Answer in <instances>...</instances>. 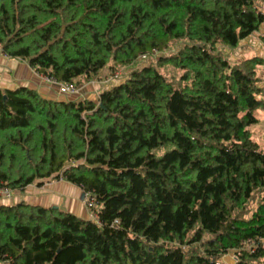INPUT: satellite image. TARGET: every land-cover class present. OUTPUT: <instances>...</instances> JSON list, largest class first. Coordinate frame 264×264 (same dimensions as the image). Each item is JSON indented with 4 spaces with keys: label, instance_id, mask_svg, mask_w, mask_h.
Returning <instances> with one entry per match:
<instances>
[{
    "label": "trees",
    "instance_id": "trees-1",
    "mask_svg": "<svg viewBox=\"0 0 264 264\" xmlns=\"http://www.w3.org/2000/svg\"><path fill=\"white\" fill-rule=\"evenodd\" d=\"M264 0H0V47L96 100L0 88V187L65 180L97 219L0 205V264H264ZM187 42L182 47V43ZM180 46L177 52H174ZM158 56L156 62L149 56Z\"/></svg>",
    "mask_w": 264,
    "mask_h": 264
},
{
    "label": "crops",
    "instance_id": "crops-1",
    "mask_svg": "<svg viewBox=\"0 0 264 264\" xmlns=\"http://www.w3.org/2000/svg\"><path fill=\"white\" fill-rule=\"evenodd\" d=\"M105 75L106 73L102 72L99 77L103 78ZM19 87L34 89L43 98L54 101L83 99L95 101L99 92L111 88L102 84L93 86L90 81L83 85L79 84L78 93L68 94L64 90V85L46 81L45 77L36 73L27 61L5 56L0 47V88L14 90ZM95 88L98 90L96 93ZM20 202L44 208L56 206L82 219H92V212L86 207L82 188L62 179L35 183L22 192L13 191L10 199H0V205L12 206Z\"/></svg>",
    "mask_w": 264,
    "mask_h": 264
},
{
    "label": "rangeland",
    "instance_id": "rangeland-1",
    "mask_svg": "<svg viewBox=\"0 0 264 264\" xmlns=\"http://www.w3.org/2000/svg\"><path fill=\"white\" fill-rule=\"evenodd\" d=\"M262 9L264 10V6H262ZM186 43L187 42H183L181 47ZM179 48L180 46L174 52H177ZM223 50H224L223 52L227 55L228 59L230 60L232 64H237L244 60L255 58V57L260 58L264 61V44L260 40V35L258 33L244 40L241 43V45L236 49L224 48ZM158 57L159 55L158 56L150 55L148 61L146 60V62H142L139 66L143 67L145 64L150 63V61L156 62ZM129 71H131V69H128L125 67H116L114 70H109V69L103 70V73H106V75L103 76V78L99 77V78L92 80L91 85L100 86V84H102L105 87L116 85L119 82H121L120 80L124 79V77L127 76V74H129ZM257 73H258V77L261 79L260 86L262 87L264 86V64L263 63L257 65ZM85 83H81V84L83 85ZM94 90H95V93L98 91L96 90V88ZM256 117L258 118L259 122L251 127V131L254 135V139L259 143L261 148L264 150V115L261 111H257ZM0 199H5V198H3L0 195ZM90 211L92 212V210ZM223 262H226L227 264L234 263L233 255H229L225 257L223 259Z\"/></svg>",
    "mask_w": 264,
    "mask_h": 264
},
{
    "label": "built area",
    "instance_id": "built-area-1",
    "mask_svg": "<svg viewBox=\"0 0 264 264\" xmlns=\"http://www.w3.org/2000/svg\"><path fill=\"white\" fill-rule=\"evenodd\" d=\"M46 81L48 82H55L50 78H45ZM109 81V80H107ZM64 90L68 93V94H76L78 93V89L75 85H68V86H64ZM0 195L5 198V199H10L13 195V191H10L6 188L0 187ZM85 204L87 206L88 209L93 210L95 207V202L94 199L91 197L90 194H85ZM93 220H96V214L92 212L91 215ZM263 245H264V241H263Z\"/></svg>",
    "mask_w": 264,
    "mask_h": 264
},
{
    "label": "water",
    "instance_id": "water-1",
    "mask_svg": "<svg viewBox=\"0 0 264 264\" xmlns=\"http://www.w3.org/2000/svg\"><path fill=\"white\" fill-rule=\"evenodd\" d=\"M53 208H58V207L55 206V207H53Z\"/></svg>",
    "mask_w": 264,
    "mask_h": 264
}]
</instances>
